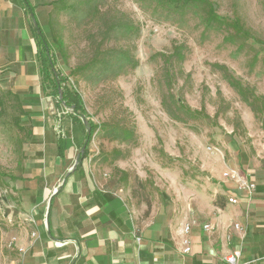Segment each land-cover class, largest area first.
Here are the masks:
<instances>
[{"label": "rangeland", "instance_id": "rangeland-1", "mask_svg": "<svg viewBox=\"0 0 264 264\" xmlns=\"http://www.w3.org/2000/svg\"><path fill=\"white\" fill-rule=\"evenodd\" d=\"M29 1L85 110L57 101L40 60L28 73L13 42L25 5L0 0V264L23 256L16 180L38 110L61 133L92 122L90 163L143 217L227 201L221 176L264 154V0Z\"/></svg>", "mask_w": 264, "mask_h": 264}, {"label": "crops", "instance_id": "crops-1", "mask_svg": "<svg viewBox=\"0 0 264 264\" xmlns=\"http://www.w3.org/2000/svg\"><path fill=\"white\" fill-rule=\"evenodd\" d=\"M22 10L23 36H14L13 42L34 76L37 46L27 27L28 10ZM35 90L32 93L39 94ZM33 117L40 131L25 173L16 180L23 213L30 219L20 232L22 264H221L236 246L242 248V262L264 264V154L260 159L252 155L249 166H244L257 185L251 199L221 176L223 192L228 198L240 197L239 203L223 200L205 212L177 216L150 212L143 217L144 212L132 209L116 183L102 176L88 155L77 166L78 156L73 155L85 143L83 124L70 118L73 128L65 127L61 133L41 110ZM234 222L242 225V232L233 229ZM187 223L192 226L185 234ZM204 224L213 229L206 230ZM185 237L192 246L190 253L183 252Z\"/></svg>", "mask_w": 264, "mask_h": 264}, {"label": "trees", "instance_id": "trees-1", "mask_svg": "<svg viewBox=\"0 0 264 264\" xmlns=\"http://www.w3.org/2000/svg\"><path fill=\"white\" fill-rule=\"evenodd\" d=\"M18 1L21 2L22 5H25V9H28L29 16H31L33 20L30 24V30L36 41V57L40 60V71L44 77L48 79V83L51 84L54 94L59 97L57 101L65 103V105L71 107L75 113L84 114L85 109L82 95L73 86L65 82L68 80V77L60 75L57 69H55V60L53 59V54H51V46L46 36V29L41 25L39 15L35 11V6H33L29 0ZM43 87L44 85H41V89ZM32 97L39 99L40 95L36 94ZM74 117H76V115ZM86 125L85 149L79 151L77 166L80 165L82 158L88 155V145L94 132V126L90 120L87 119Z\"/></svg>", "mask_w": 264, "mask_h": 264}, {"label": "built area", "instance_id": "built-area-1", "mask_svg": "<svg viewBox=\"0 0 264 264\" xmlns=\"http://www.w3.org/2000/svg\"><path fill=\"white\" fill-rule=\"evenodd\" d=\"M225 178L233 181L236 184V188L241 191L243 193V197L244 198H248L251 199V197L254 195L257 185L254 181H252L248 174L243 171L240 170L239 168H229L226 170L225 172ZM240 197H238L237 195H230L228 200L231 204H237L240 202ZM191 226L192 223H187L184 225V232L185 234H188L191 230ZM232 227L234 230H237L239 232L243 231V227L240 223L238 222H234L232 224ZM204 228L208 231L213 229V226L211 224H204ZM227 240H231V235H227L226 236ZM141 237L137 236V240H140ZM184 243V248H183V252L184 253H190L192 250V246L189 240V237H185L183 240ZM24 252V250H22ZM22 252V255H23ZM242 248L240 246H236L234 248H232L228 254L224 257V262H222L221 264H248L247 262H242L241 256H242ZM13 264H22L15 262Z\"/></svg>", "mask_w": 264, "mask_h": 264}, {"label": "water", "instance_id": "water-1", "mask_svg": "<svg viewBox=\"0 0 264 264\" xmlns=\"http://www.w3.org/2000/svg\"><path fill=\"white\" fill-rule=\"evenodd\" d=\"M85 149V145L82 147V150H84Z\"/></svg>", "mask_w": 264, "mask_h": 264}]
</instances>
